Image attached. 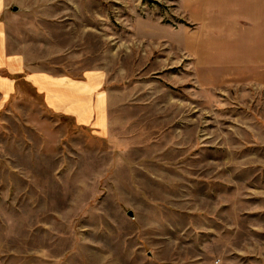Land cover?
Listing matches in <instances>:
<instances>
[{
  "label": "rangeland",
  "instance_id": "1",
  "mask_svg": "<svg viewBox=\"0 0 264 264\" xmlns=\"http://www.w3.org/2000/svg\"><path fill=\"white\" fill-rule=\"evenodd\" d=\"M18 2L0 66V264H264L252 16L224 35V0ZM60 78L80 97L48 96Z\"/></svg>",
  "mask_w": 264,
  "mask_h": 264
},
{
  "label": "crops",
  "instance_id": "2",
  "mask_svg": "<svg viewBox=\"0 0 264 264\" xmlns=\"http://www.w3.org/2000/svg\"><path fill=\"white\" fill-rule=\"evenodd\" d=\"M23 7V4L19 3L18 0H0V66L7 64L9 65V57L7 56L8 51V44H7V37H8V30L17 27L18 25H15L12 27V23L14 19L19 18L22 13L23 9H20L19 11L15 10L16 7ZM225 7V15L222 17H219L218 22L220 25L221 31L224 33V35H233V33H239L240 25H234L235 18L234 17H240L245 18L246 16H252V19L254 21V25H256L254 28L257 30L258 33L263 31L264 26L262 27L261 23L264 19V0H224V6ZM220 11H218L219 13ZM20 14V15H19ZM201 13L198 11V15ZM203 15H205L202 12ZM201 16V15H200ZM201 17L202 21H210L213 17L210 16ZM251 19V20H252ZM208 28V29H207ZM206 30L209 31L211 26H207ZM13 30V29H12ZM18 30V29H17ZM21 56H16V60L12 62L21 63V60L24 58L19 59ZM23 67V65H22ZM19 68L13 67V71L18 70ZM49 81H47L48 83ZM68 82V83H67ZM43 87L46 86V82H44ZM69 84V85H67ZM84 85L82 83H76L73 81H65L64 79H57V81L52 82V86L45 89V93L48 96H56L55 99H53L55 102L62 101L64 98L65 90L69 87V95L73 97V99H76V97H80L81 95V89L84 88ZM50 88H52L54 91L57 89V92L54 93ZM88 92V91H86ZM59 94V95H57ZM58 96V97H57ZM59 96H62L61 98Z\"/></svg>",
  "mask_w": 264,
  "mask_h": 264
},
{
  "label": "water",
  "instance_id": "3",
  "mask_svg": "<svg viewBox=\"0 0 264 264\" xmlns=\"http://www.w3.org/2000/svg\"><path fill=\"white\" fill-rule=\"evenodd\" d=\"M15 10L17 11V10H18V8L16 7V8H15ZM130 215H131V216H133V212H130Z\"/></svg>",
  "mask_w": 264,
  "mask_h": 264
}]
</instances>
